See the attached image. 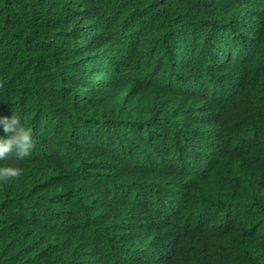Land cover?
Wrapping results in <instances>:
<instances>
[{
	"label": "clouds",
	"instance_id": "9594fccd",
	"mask_svg": "<svg viewBox=\"0 0 264 264\" xmlns=\"http://www.w3.org/2000/svg\"><path fill=\"white\" fill-rule=\"evenodd\" d=\"M61 1L0 0V264H173L178 210L248 87L264 0H179L170 31L138 0ZM26 52L59 63L33 91L11 66Z\"/></svg>",
	"mask_w": 264,
	"mask_h": 264
},
{
	"label": "trees",
	"instance_id": "16d2710c",
	"mask_svg": "<svg viewBox=\"0 0 264 264\" xmlns=\"http://www.w3.org/2000/svg\"><path fill=\"white\" fill-rule=\"evenodd\" d=\"M45 2L63 7L61 0ZM138 2L144 11L158 12L160 20L151 15L153 29L170 31L164 17L173 12L170 8L177 7L179 0ZM29 6L35 13L41 12L34 4ZM23 8L22 4L18 14ZM34 18L40 19L37 15ZM144 18L141 16L137 22ZM6 22L17 26V13L8 10ZM259 46L249 69L248 87L226 105L225 141L218 162L190 188L178 210V245L173 264H264V33ZM26 54L14 57L11 63L20 73L19 91H33V85H41L46 74L55 73L59 65L55 61L46 65L44 53L33 57ZM36 104L34 96L28 104L32 112ZM136 147L130 148L134 151Z\"/></svg>",
	"mask_w": 264,
	"mask_h": 264
}]
</instances>
